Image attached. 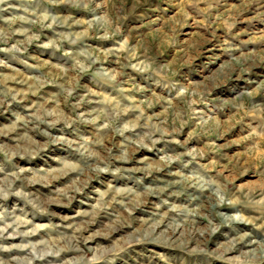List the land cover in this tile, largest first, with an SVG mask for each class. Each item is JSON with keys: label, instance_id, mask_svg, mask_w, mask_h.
I'll return each instance as SVG.
<instances>
[{"label": "rangeland", "instance_id": "374dc122", "mask_svg": "<svg viewBox=\"0 0 264 264\" xmlns=\"http://www.w3.org/2000/svg\"><path fill=\"white\" fill-rule=\"evenodd\" d=\"M0 264H264V0H0Z\"/></svg>", "mask_w": 264, "mask_h": 264}, {"label": "bare ground", "instance_id": "6f19581e", "mask_svg": "<svg viewBox=\"0 0 264 264\" xmlns=\"http://www.w3.org/2000/svg\"><path fill=\"white\" fill-rule=\"evenodd\" d=\"M233 218L235 219V220H238V219H236L234 216H233ZM150 230V232H153L154 230H155V228H151V229H149ZM251 243H253V242H251Z\"/></svg>", "mask_w": 264, "mask_h": 264}]
</instances>
